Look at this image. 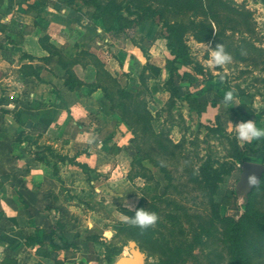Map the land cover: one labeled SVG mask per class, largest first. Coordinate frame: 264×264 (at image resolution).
Here are the masks:
<instances>
[{"label": "crops", "instance_id": "obj_1", "mask_svg": "<svg viewBox=\"0 0 264 264\" xmlns=\"http://www.w3.org/2000/svg\"><path fill=\"white\" fill-rule=\"evenodd\" d=\"M57 4L0 0V264H55L46 255L50 245L36 238L37 230L52 240L62 234L66 245L53 253L64 264L84 260L80 247H100L103 254L102 242L114 235L111 225H105L109 213L123 221L121 208L132 210L137 192L133 184L138 177L127 178L132 159L127 127L110 110L102 91L91 89L96 82L93 65L83 59L72 65L80 85L70 90L58 55L46 49L41 38L46 35L64 57L92 52L115 75L120 67L111 68L102 56L111 42L116 47L110 48L132 53L140 65L159 67L157 75L163 74L164 80L155 85H163L168 76L171 55L152 20L122 31L107 30L101 18L89 17L87 7ZM161 43L164 46L158 47ZM161 90V97L168 99L169 93ZM85 134L96 139L89 144L81 139ZM35 152L49 162L36 159ZM56 154H76L89 174ZM116 201L120 206L111 207Z\"/></svg>", "mask_w": 264, "mask_h": 264}, {"label": "rangeland", "instance_id": "obj_2", "mask_svg": "<svg viewBox=\"0 0 264 264\" xmlns=\"http://www.w3.org/2000/svg\"><path fill=\"white\" fill-rule=\"evenodd\" d=\"M97 1L114 3L123 9L137 0ZM225 1L241 10L246 21L242 18L231 27L221 13L220 23L211 22L213 34H219L212 40L200 42L194 38L195 31L189 20L204 18L193 10L180 9V5L171 4L170 12H166V20L172 24L171 28L158 25L157 17L153 21L159 26L160 42H163L162 35L178 37V46H183L185 54L203 68L201 73H194L191 65H182L179 69L180 73L193 72L197 80V85L191 82L187 85L193 95L190 102L179 90H174L170 100L163 99L162 90L154 89L155 84L164 80L163 74L157 75L149 68H142L143 65L126 50L110 48L112 44L116 47L114 43H108L102 54L111 68L115 65L120 67L114 73L121 86L139 91L152 114L154 135L148 141L141 142L142 153H150L152 160H142L147 178H136L133 185L137 192L130 204L133 209L140 205L157 213L158 220L152 225V238L171 233L165 238L173 249L168 256L173 264H235L228 242L232 223L239 220L245 207L264 216V176L248 199L236 191L242 161L235 154L244 148V143L238 142L230 131L233 123L247 119H254L257 126L264 127V0ZM153 8L156 10L158 7ZM219 43H223L226 50L230 48L232 61L224 67L210 69L206 64L207 49ZM162 44L157 46L163 47ZM226 90L232 91L234 96V101L229 105L222 102ZM214 102L216 104L213 106ZM245 107L249 109L250 117L243 113ZM225 112L228 114L225 122L215 119L216 114ZM126 127L129 136L127 153L132 158L136 152L131 141L133 133ZM157 139L167 145L165 153L157 146ZM207 152L232 164L230 173L223 176L213 192L203 186L198 171ZM120 203L113 202L111 207L120 206ZM109 214L110 221L105 225L119 221L114 213ZM258 233L257 229H251L248 236L251 245L244 247L250 264H264V245ZM130 240L124 234L111 241L119 250L115 260L119 256L129 255ZM80 248L85 255L83 261H77L80 264H108L100 247L86 251ZM141 250L146 255V263H160L159 254L151 253L145 247H141Z\"/></svg>", "mask_w": 264, "mask_h": 264}, {"label": "trees", "instance_id": "obj_3", "mask_svg": "<svg viewBox=\"0 0 264 264\" xmlns=\"http://www.w3.org/2000/svg\"><path fill=\"white\" fill-rule=\"evenodd\" d=\"M60 4L71 9L79 10L82 7H87L89 11V17L92 19L101 18L105 24L107 30H119L122 31L127 27H131L143 21L152 20L157 17L158 25L166 26L171 28L166 20V12L168 11L171 4L174 6L180 5L182 10H193L196 14H200L204 19L194 21L189 20L194 32V38L197 41H207L212 40L219 34H213L211 28V22L220 23L221 15H224L225 20L231 23L233 27L234 22L240 21L244 16L241 10L231 6L229 1L225 0H137L132 1L127 4L123 9L114 3L106 2L101 3L97 0H58ZM60 4L55 7L60 8ZM157 6L156 10L153 8ZM222 13V14H221ZM245 20V18H243ZM246 21V20H245ZM166 41V46L169 50L171 58L167 59L166 69L168 72L167 79L164 84L160 86L155 85V91L158 89H165L169 93L168 100L171 99L174 90H179L181 95H183L187 101L193 100V95L188 90L190 82L197 85V80L194 78V73H201L203 68L201 65L193 62L184 52L183 46H178L180 39L174 36L162 35ZM174 40V41H173ZM41 41L46 49H48L52 54L58 55V63L62 66L65 71L64 84L73 90L80 85V81L75 76L72 71V65L76 62H80L82 59L86 60V63H91L94 67L96 82L91 87V89L99 88L104 97L108 100L110 104V110L117 113L121 120L129 127L133 133V139L131 140L135 146L136 152L130 161V169L127 173V178L132 180L136 177L147 178L146 174L143 172L142 160L148 158L152 160L151 154L143 152L141 142L148 141V138L154 135L152 130V114L150 113L147 102L145 99L140 97V93L137 90H127L123 88L115 75H112L107 69H105L103 62L92 52L87 50H81L77 57L69 58L64 57L60 51L48 42V37L45 35L41 38ZM21 41L17 40V43ZM252 49L253 46H250ZM230 51V48H227ZM32 57V56H29ZM182 65H191L193 72L182 71L179 69ZM142 68H149L155 72L159 73V67L154 66L150 63H145ZM154 77V76H152ZM199 96V95H198ZM197 96V98H198ZM216 102L212 105L214 106ZM194 105H191L193 107ZM198 111H201L200 109ZM243 113L247 117H250V111L245 107ZM228 114L218 113L215 115L216 120L227 119ZM157 146L162 153L167 150V145L162 142L161 139H157ZM50 149V148H49ZM238 152V153H237ZM235 157L243 162H258L264 164V137L258 140H254L250 143H244V148L237 151ZM35 158L40 161L49 162L46 155H39L35 152ZM57 158L62 162H67L79 167L82 171L89 174L90 168L87 164L79 162L75 159L76 154L72 157L63 154H56ZM137 165V168H135ZM231 166L227 160H220L207 152L206 157L199 166V175L202 179L203 186L210 189L212 192L216 190L217 185L222 181L223 176L227 175L231 171ZM133 170V172H132ZM53 172L57 174V167L53 166ZM264 173L260 179V182L254 186L251 191H249L244 197L248 199L253 189L261 184ZM89 178V177H88ZM138 207H143L138 205ZM134 209L121 208V211L128 216L134 214ZM231 235L228 239L230 243L231 252L233 254V261L235 264H250L248 255L244 252L245 246H250L251 238L248 237L251 234V229L255 228L259 231L260 242L264 245V216L258 215L256 212L252 211L248 207L243 210L239 220L232 223ZM59 226L62 224H58ZM114 230V235L112 240L118 235H127L128 239L135 240L136 243L145 247L147 251L160 255L159 264H173L174 262L170 260L169 253H172L171 244L169 243L166 236H171L168 233L166 236L162 233L161 236L154 237L152 226L147 229H141L131 223L126 221H115L111 225ZM53 230H51L52 232ZM58 238L52 240L49 235L40 234L39 231H35L36 238L40 239L43 243H48L51 247V252L49 251L46 255H50L55 260V264H64L56 258V253H53V249H62L65 247L63 236L58 232ZM251 236V235H250ZM250 238V239H249ZM30 239V237H29ZM96 239V237L94 238ZM59 240V241H57ZM111 240V241H112ZM102 242L104 246L103 257L106 263L113 264L115 261V256L119 253L118 248H115L112 242ZM140 247V248H141Z\"/></svg>", "mask_w": 264, "mask_h": 264}, {"label": "clouds", "instance_id": "obj_4", "mask_svg": "<svg viewBox=\"0 0 264 264\" xmlns=\"http://www.w3.org/2000/svg\"><path fill=\"white\" fill-rule=\"evenodd\" d=\"M207 55L208 58L206 60V64L210 69L216 66L224 67L230 64L232 61V55L225 49L223 43H219L215 47L208 48ZM233 101L234 96L232 91L226 90L223 95V104L229 105ZM73 111L77 112V109H73ZM233 125L234 127H232L230 131L235 134L238 142L250 143L254 140L264 137V127L257 126L254 119L240 120L236 123H233ZM81 139L87 140V142L91 144L93 140L96 139V137L85 134V136L81 137ZM123 142L124 141H121V143ZM248 182L250 185L257 184L258 180L254 173L249 175ZM133 212L134 214L132 216L123 215L122 219L141 229L149 228L158 220L157 213L155 211L149 210L148 207H138L135 208ZM89 227H91V223H89Z\"/></svg>", "mask_w": 264, "mask_h": 264}, {"label": "water", "instance_id": "obj_5", "mask_svg": "<svg viewBox=\"0 0 264 264\" xmlns=\"http://www.w3.org/2000/svg\"><path fill=\"white\" fill-rule=\"evenodd\" d=\"M255 174L257 177V184L264 173V164L258 162L245 161L241 165L239 180L237 181L236 191L246 195L251 189L256 186L250 185L248 177L250 174ZM129 255L119 256L113 264H148L146 263V255L141 250L140 246L135 240H130L128 243Z\"/></svg>", "mask_w": 264, "mask_h": 264}]
</instances>
